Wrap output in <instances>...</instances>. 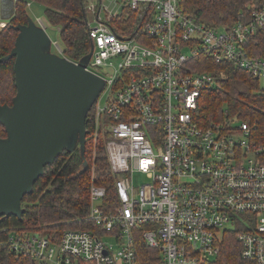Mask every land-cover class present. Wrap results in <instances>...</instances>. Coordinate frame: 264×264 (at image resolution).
<instances>
[{
  "label": "built area",
  "instance_id": "2783aa9c",
  "mask_svg": "<svg viewBox=\"0 0 264 264\" xmlns=\"http://www.w3.org/2000/svg\"><path fill=\"white\" fill-rule=\"evenodd\" d=\"M142 2L154 8L145 40L118 34L113 20ZM119 6L112 13L103 0H89L87 20L94 43L87 69L105 80L91 108L92 137L106 135L117 205L105 209L107 187L93 183L86 217L93 227L9 233L0 243L38 264H139L134 228L146 224L143 236L161 251V264H214L224 233L240 223V264H264V162L252 127L238 117L208 126L194 119L202 91L219 78L201 70L197 56L228 61L264 82V50L254 48L264 5L219 27L185 13L179 0ZM58 43L52 46L64 55ZM136 174L144 176L139 186Z\"/></svg>",
  "mask_w": 264,
  "mask_h": 264
},
{
  "label": "trees",
  "instance_id": "16d2710c",
  "mask_svg": "<svg viewBox=\"0 0 264 264\" xmlns=\"http://www.w3.org/2000/svg\"><path fill=\"white\" fill-rule=\"evenodd\" d=\"M40 2L45 6L46 19L61 29L60 45L63 54L75 61L86 55L93 44L88 33L89 0H15L14 10L5 26H0V58L9 54L15 45L18 23H28L29 3ZM252 5H264V0H179V6L190 16L219 27L233 24L247 13ZM154 14L148 2L140 3L137 9L125 7L123 14L113 21L114 30L120 35L145 40L144 27ZM2 21V20H0ZM261 54L264 50V27L255 35ZM252 40V39H251ZM254 42V41H253ZM253 46V45H252ZM53 49V48H52ZM201 70L216 74V87L204 89L194 111V119L202 126L213 122L226 124L232 117L248 121L252 127V140L262 151L259 158L264 162V84L248 70L228 61L218 62L206 54L195 58ZM15 57L0 61V105L12 104L16 95L14 71ZM224 76L221 77V73ZM93 116H87L85 156L89 166L83 170L84 161L80 144L72 150H64L45 167L44 174L36 181L33 191L25 194L23 213L19 217L7 214L0 217V240L9 233L39 230L48 235H61L67 228H90L93 222L89 214L93 183L107 187L105 209L117 205L116 176L113 173L106 149V135L92 137ZM4 124L0 123V137L6 136ZM8 228L9 231H4ZM147 225L134 228L135 246L139 264H161V251L148 244L143 236ZM244 229L239 223L233 230L224 233L220 254L214 264H240L242 245L237 233ZM0 264H38L31 256L17 254L6 244L0 243Z\"/></svg>",
  "mask_w": 264,
  "mask_h": 264
},
{
  "label": "water",
  "instance_id": "95a60500",
  "mask_svg": "<svg viewBox=\"0 0 264 264\" xmlns=\"http://www.w3.org/2000/svg\"><path fill=\"white\" fill-rule=\"evenodd\" d=\"M4 13L0 0V19ZM15 45L0 61L15 57L16 95L0 105V217L22 216L25 194L33 191L45 167L64 150L80 144L85 170L87 116L105 86L103 77L87 69L94 50L78 61L52 49L47 29L32 17L18 23ZM93 41V40H92Z\"/></svg>",
  "mask_w": 264,
  "mask_h": 264
},
{
  "label": "rangeland",
  "instance_id": "374dc122",
  "mask_svg": "<svg viewBox=\"0 0 264 264\" xmlns=\"http://www.w3.org/2000/svg\"><path fill=\"white\" fill-rule=\"evenodd\" d=\"M117 4H116V0H103V3L108 5V8L110 10H112V13L118 12L120 10V6L119 4H121V0H117ZM29 10H30V16L35 19L36 21H39V19H42L43 21L46 22L47 25V31L49 32L51 38L53 41H60V34H61V29L58 25L52 24L50 23L45 16V6L43 4H41L40 2H36V1H31L29 3ZM103 15H105L103 13ZM4 20L7 19L5 17H2ZM3 19H0L3 21ZM58 43V44H59ZM61 46V45H60ZM54 51H57L56 46H52ZM61 49L62 46H61ZM262 84H264V82H262ZM106 102V93L104 95H102L100 97V103L101 104H105ZM144 176L141 174H136L135 175V185L139 186L141 183H143L145 180L143 179ZM229 226H232L231 224Z\"/></svg>",
  "mask_w": 264,
  "mask_h": 264
},
{
  "label": "bare ground",
  "instance_id": "6f19581e",
  "mask_svg": "<svg viewBox=\"0 0 264 264\" xmlns=\"http://www.w3.org/2000/svg\"><path fill=\"white\" fill-rule=\"evenodd\" d=\"M12 5H13L12 0H4V13L6 15L11 12ZM6 10L8 11L7 13Z\"/></svg>",
  "mask_w": 264,
  "mask_h": 264
},
{
  "label": "crops",
  "instance_id": "0c3cea01",
  "mask_svg": "<svg viewBox=\"0 0 264 264\" xmlns=\"http://www.w3.org/2000/svg\"><path fill=\"white\" fill-rule=\"evenodd\" d=\"M8 11L6 10V13H7Z\"/></svg>",
  "mask_w": 264,
  "mask_h": 264
}]
</instances>
